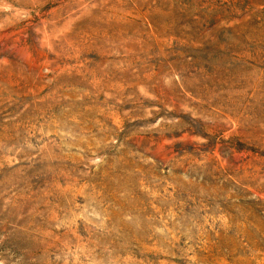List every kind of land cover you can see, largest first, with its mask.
Masks as SVG:
<instances>
[{
	"label": "rangeland",
	"instance_id": "1",
	"mask_svg": "<svg viewBox=\"0 0 264 264\" xmlns=\"http://www.w3.org/2000/svg\"><path fill=\"white\" fill-rule=\"evenodd\" d=\"M0 264H264V0H0Z\"/></svg>",
	"mask_w": 264,
	"mask_h": 264
}]
</instances>
